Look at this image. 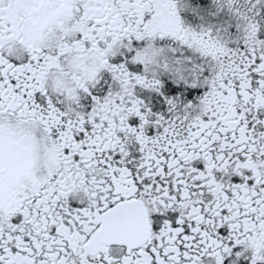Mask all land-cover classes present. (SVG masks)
Instances as JSON below:
<instances>
[{
	"label": "snow or ice",
	"instance_id": "snow-or-ice-1",
	"mask_svg": "<svg viewBox=\"0 0 264 264\" xmlns=\"http://www.w3.org/2000/svg\"><path fill=\"white\" fill-rule=\"evenodd\" d=\"M0 264H264V0H0Z\"/></svg>",
	"mask_w": 264,
	"mask_h": 264
},
{
	"label": "flooded vegetation",
	"instance_id": "flooded-vegetation-1",
	"mask_svg": "<svg viewBox=\"0 0 264 264\" xmlns=\"http://www.w3.org/2000/svg\"><path fill=\"white\" fill-rule=\"evenodd\" d=\"M182 15L184 16L186 23L190 24L193 27H196L201 23L200 19L198 17L194 16L190 11L185 12ZM225 19H227V18L222 17L221 22ZM213 22H218V21L214 20ZM40 162H41V160L39 159V148L37 147L34 149V157H33L32 162H31V167L35 168L36 166H38L40 164Z\"/></svg>",
	"mask_w": 264,
	"mask_h": 264
},
{
	"label": "clouds",
	"instance_id": "clouds-1",
	"mask_svg": "<svg viewBox=\"0 0 264 264\" xmlns=\"http://www.w3.org/2000/svg\"><path fill=\"white\" fill-rule=\"evenodd\" d=\"M59 12H62V10H58V13H59ZM65 23H66V22H65ZM61 26H63V25H61ZM51 33H52V35H55V29H52V30H51ZM13 51H14V50H13ZM39 159L41 160V157H40V151H39ZM39 166H40V164H39L38 166L35 167V169H36L35 172H31V179H32V180L39 179V177L36 175V173L39 172Z\"/></svg>",
	"mask_w": 264,
	"mask_h": 264
}]
</instances>
